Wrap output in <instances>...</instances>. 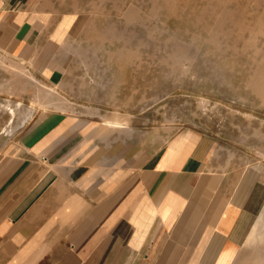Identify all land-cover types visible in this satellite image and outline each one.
Wrapping results in <instances>:
<instances>
[{"label": "crops", "instance_id": "crops-1", "mask_svg": "<svg viewBox=\"0 0 264 264\" xmlns=\"http://www.w3.org/2000/svg\"><path fill=\"white\" fill-rule=\"evenodd\" d=\"M66 2L0 0V52L52 84L70 74L80 19ZM89 124L0 125V264H264V173L215 171L197 132L150 153L92 141Z\"/></svg>", "mask_w": 264, "mask_h": 264}, {"label": "rangeland", "instance_id": "rangeland-1", "mask_svg": "<svg viewBox=\"0 0 264 264\" xmlns=\"http://www.w3.org/2000/svg\"><path fill=\"white\" fill-rule=\"evenodd\" d=\"M70 1L80 19L64 82L0 52L2 132L59 112L88 119L92 141L152 153L193 131L213 142L215 171L264 173V0ZM115 113L131 122L99 131Z\"/></svg>", "mask_w": 264, "mask_h": 264}, {"label": "bare ground", "instance_id": "bare-ground-1", "mask_svg": "<svg viewBox=\"0 0 264 264\" xmlns=\"http://www.w3.org/2000/svg\"><path fill=\"white\" fill-rule=\"evenodd\" d=\"M20 107H22V104L17 103V105L14 108L6 106V109L14 116L16 110H18ZM129 119H130V117H128L126 115H119V114L115 113V115H113L110 119L109 118L105 119L104 125H106L107 127H110V128H123L125 125L130 123Z\"/></svg>", "mask_w": 264, "mask_h": 264}]
</instances>
